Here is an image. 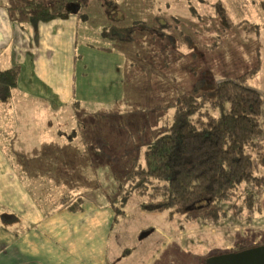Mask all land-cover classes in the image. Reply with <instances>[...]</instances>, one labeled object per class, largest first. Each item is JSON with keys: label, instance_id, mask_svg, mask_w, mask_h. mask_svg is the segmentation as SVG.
Segmentation results:
<instances>
[{"label": "rangeland", "instance_id": "rangeland-1", "mask_svg": "<svg viewBox=\"0 0 264 264\" xmlns=\"http://www.w3.org/2000/svg\"><path fill=\"white\" fill-rule=\"evenodd\" d=\"M220 6L232 23L223 19ZM107 8L113 9L112 16ZM82 13V17L76 16L75 80L69 102L51 110L53 99L34 95L22 84L0 102V155L24 178L31 197L60 206L61 198L70 194L58 186L55 175L46 172L47 166L41 168L36 161L51 153L63 177H72L70 190L78 187L84 193L73 195L85 200L86 194L93 200L103 196L101 200L110 207L109 198L116 194L114 174L122 177L133 163L143 165L149 142L172 121L175 108L171 104L190 94L210 97L219 81L236 80L256 68L245 85L263 98V133L254 154V174L264 180V0H88ZM113 32L116 36H109ZM96 49L112 51L103 58L85 57V52ZM57 82L63 86L61 79ZM26 91L29 95H19ZM18 108L23 112L16 114ZM44 109L51 110L50 115ZM34 111L41 120L57 119L66 131L48 121H38V129L29 131ZM81 140H86L85 147ZM25 141L31 145L25 146ZM39 146H43L42 153L37 152ZM246 193L253 194L262 212L243 207L238 215L234 204L241 205ZM130 200L150 220L165 214L142 210L136 196ZM221 207L227 217L219 224L197 216L168 219L167 212L164 216L169 222L176 221L175 225L180 221L181 230L191 234L184 243L188 250L195 248L205 257L242 244L263 243L264 181L241 184L236 197L222 202ZM224 233L236 239L240 233L249 235L226 246L225 240L221 242ZM211 235L212 243L201 249L206 244L201 241ZM205 257L199 258V264Z\"/></svg>", "mask_w": 264, "mask_h": 264}, {"label": "crops", "instance_id": "crops-1", "mask_svg": "<svg viewBox=\"0 0 264 264\" xmlns=\"http://www.w3.org/2000/svg\"><path fill=\"white\" fill-rule=\"evenodd\" d=\"M56 1L60 0H0V70L20 66L15 87L22 84L34 95L53 99L51 110L66 105L73 91L78 19L74 11L64 16L35 19L30 3L49 5ZM110 51L88 50L85 57L103 58ZM59 79L63 86L59 87ZM11 89L8 94L5 90L0 93V102L6 95L10 98ZM27 91L19 95H29ZM14 110L16 114L23 112L22 108ZM51 110H45L47 115ZM32 115L29 131L38 129V121H48V125L66 131L57 119L41 120L36 111ZM65 138L72 142L68 136ZM85 143L86 140H81L80 144L85 147ZM24 144L29 147L31 142ZM39 147L37 152L42 153L43 146ZM53 156L46 153L36 161L41 168L47 166V173L57 177L59 187L70 194H84L78 187L70 190L72 177H63ZM6 160L0 155V205L15 212L22 223L21 230L16 232L6 228L11 225L0 224V264H199V258L205 257L195 248L188 250L184 243L191 234L181 230L180 221L176 225V221H167L166 212L150 220V215L140 211L131 200L125 215L117 216L116 220L113 210L103 203V196L102 200H93L86 194L82 211L78 213L60 209L57 203H39L26 191L24 178ZM143 232L147 234L140 237ZM248 235L240 233L239 236L242 240ZM224 236L221 242L225 240L226 246L240 240L232 234L224 233ZM212 241V235L201 241L206 243L201 249Z\"/></svg>", "mask_w": 264, "mask_h": 264}, {"label": "trees", "instance_id": "trees-1", "mask_svg": "<svg viewBox=\"0 0 264 264\" xmlns=\"http://www.w3.org/2000/svg\"><path fill=\"white\" fill-rule=\"evenodd\" d=\"M30 5L35 19L64 16L71 11L79 18L84 15L82 11L88 0H60L49 5L31 2ZM112 8H107L109 16L114 14ZM220 8L223 19L227 24L232 23L223 7ZM109 36L115 37L116 32ZM255 71H248L236 80L219 81L210 97L190 94L171 104L175 108L172 121L149 142L143 154V165L133 163L122 177L114 174L116 194L109 200L115 218L126 213V203L136 196L144 211L167 212L168 219L174 215L186 219L197 216L219 224L227 217L222 202L232 201L241 184L264 181L254 174V154L261 145L263 133V98L257 90L245 85ZM19 74L20 66L0 70V90L8 94L17 85ZM246 194L241 205L234 204L238 215L243 207L262 212L260 205L253 201V194ZM84 201L82 195L67 194L59 201V208L79 212ZM0 222L11 224V228L5 227L14 232L22 223L21 218L4 205H0ZM255 245L258 244H242L223 252ZM206 258L202 264H206Z\"/></svg>", "mask_w": 264, "mask_h": 264}, {"label": "water", "instance_id": "water-1", "mask_svg": "<svg viewBox=\"0 0 264 264\" xmlns=\"http://www.w3.org/2000/svg\"><path fill=\"white\" fill-rule=\"evenodd\" d=\"M143 232L141 236L146 235ZM206 264H264V244H258L252 247L238 251L222 252L212 254L205 260Z\"/></svg>", "mask_w": 264, "mask_h": 264}]
</instances>
